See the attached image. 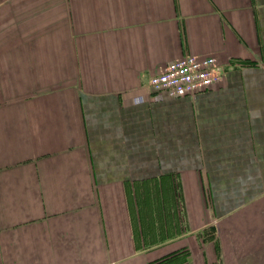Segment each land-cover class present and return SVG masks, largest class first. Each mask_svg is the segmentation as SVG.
<instances>
[{"label": "crops", "instance_id": "obj_1", "mask_svg": "<svg viewBox=\"0 0 264 264\" xmlns=\"http://www.w3.org/2000/svg\"><path fill=\"white\" fill-rule=\"evenodd\" d=\"M154 260L264 264V0H0V264Z\"/></svg>", "mask_w": 264, "mask_h": 264}, {"label": "built area", "instance_id": "obj_2", "mask_svg": "<svg viewBox=\"0 0 264 264\" xmlns=\"http://www.w3.org/2000/svg\"><path fill=\"white\" fill-rule=\"evenodd\" d=\"M223 79L222 68L213 56H182L168 62L149 77L150 92H164L170 97H195Z\"/></svg>", "mask_w": 264, "mask_h": 264}, {"label": "rangeland", "instance_id": "obj_3", "mask_svg": "<svg viewBox=\"0 0 264 264\" xmlns=\"http://www.w3.org/2000/svg\"><path fill=\"white\" fill-rule=\"evenodd\" d=\"M160 239H161V238L151 237L149 240H150V242H155V241H158V240H160ZM149 240H148V241H149ZM188 255H190V254L188 253L187 255L183 256V261H186ZM150 264H166V263H163V262H161V261L154 260V262H152V263H150ZM167 264H174V262L171 261V262H168Z\"/></svg>", "mask_w": 264, "mask_h": 264}]
</instances>
